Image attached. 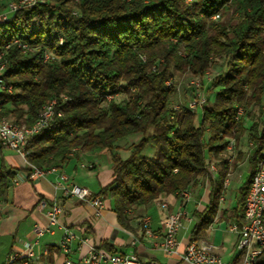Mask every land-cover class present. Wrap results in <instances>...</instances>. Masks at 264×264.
<instances>
[{"label": "trees", "instance_id": "obj_1", "mask_svg": "<svg viewBox=\"0 0 264 264\" xmlns=\"http://www.w3.org/2000/svg\"><path fill=\"white\" fill-rule=\"evenodd\" d=\"M10 1L0 6V80L13 90L0 88V118L30 126L56 101L48 125L27 141L30 164L60 168L81 151H107L113 179L99 195L110 197L119 224L133 230L131 210L198 187L214 162L209 204L193 213L190 240H200L226 192L229 139L246 140L250 171L232 216L244 223L245 197L264 164V0H41L15 11ZM175 72L202 78L205 105L177 104ZM132 136L139 140L125 153L121 142ZM149 145L155 151L145 155ZM15 177L2 160L0 199ZM261 257L264 264V250Z\"/></svg>", "mask_w": 264, "mask_h": 264}, {"label": "crops", "instance_id": "obj_2", "mask_svg": "<svg viewBox=\"0 0 264 264\" xmlns=\"http://www.w3.org/2000/svg\"><path fill=\"white\" fill-rule=\"evenodd\" d=\"M240 151L243 157L233 169ZM226 157L233 158L228 162L231 170L224 183L226 187V192L222 195L224 200L220 198V211L214 223L206 230L205 238L220 245L217 252L225 261L240 264L238 234L230 230V225L235 220L232 216L237 207L236 190L245 182L250 171L247 141H237L235 151L226 153ZM2 160L16 173L7 197L0 199V239L5 236L11 237L3 263L12 254L25 257L28 249H31L36 257L31 259L29 264H63L66 259H70L71 264H86L85 260L91 248L101 247L105 250L102 245L107 242L115 248L117 254L136 252L141 264H189L181 258L180 253L168 254L154 244V241L148 240L142 229V220L145 216L150 218V226L158 234L155 242L159 243L163 239L164 224L169 212L177 208L185 209L187 218L184 228L178 235L181 251L191 237L194 226L193 213L204 211L209 204L211 181L218 180L219 173L217 165L216 179L209 175L210 178H206L198 187L191 188V198L185 204L181 203L177 195H162L150 205L131 210L133 230H128L119 224L117 214L112 210L110 197L99 195L101 188L107 186L113 179L112 162L107 151H81L78 158L74 157L68 164L58 168L57 172L41 177L29 176L30 163L26 156L0 144V163ZM62 172L69 179L64 183L86 187L93 195L104 200L105 207L101 210L100 216H96V208L91 203L63 193L58 187L61 182L59 173ZM41 203L45 205L42 207ZM162 203H167L168 207H163ZM55 205L60 207V212L57 221L50 224L46 214ZM223 212H226V215L223 216ZM36 225L44 228L49 226L52 229V233L43 235L38 243L35 242ZM65 231L73 235L68 242L67 252L60 245Z\"/></svg>", "mask_w": 264, "mask_h": 264}, {"label": "built area", "instance_id": "obj_3", "mask_svg": "<svg viewBox=\"0 0 264 264\" xmlns=\"http://www.w3.org/2000/svg\"><path fill=\"white\" fill-rule=\"evenodd\" d=\"M31 0H15L13 3H10V10L15 11L24 7H27V3ZM217 16V15H215ZM18 43V40L15 41ZM50 55L46 57L48 59ZM194 82V81H193ZM194 84V83H193ZM198 85V82H196ZM0 88L5 89V82L0 80ZM8 92H11V89H6ZM202 92H198V98L192 100L191 106L198 107L199 105H205L207 103L206 97ZM56 101L53 100L52 106L49 110H46L43 114L39 115L36 121L30 125L28 128V139L34 135L37 131L42 130V126L50 120L53 115V109ZM241 113V109L239 111ZM28 140H21L19 138V128H16L11 123H6V121H0V144L7 149H11L14 152L25 156V147ZM231 146V144H229ZM233 158V157H232ZM232 159L228 160L231 162ZM30 177H41L48 173H54L58 171L57 167H54L53 170L48 172H39L38 169L28 168ZM207 171L210 176L214 179L215 166L207 165ZM61 182L58 187H60L65 195L75 196L80 199L86 200L91 203L96 208V216L101 215V210L105 207L104 200L100 196L93 195V193L86 187L74 184V183H64L67 182L68 176L65 173H59ZM262 193H264V165H263V175L260 180L255 183V186L252 190V196L249 201V207L251 205H258L260 209L262 202ZM191 194L189 189H184L177 193V196L180 198L181 203L184 204V195ZM224 200V197H223ZM44 203H41L40 206H44ZM163 207H168L167 203H162ZM60 212V207L55 205L50 210L47 211V218L50 224H54L57 221V215ZM187 218V212L183 208H177L169 212L165 224H164V234L163 239L157 243L158 234L153 231L152 235H145V237L154 241V244L158 245L162 250L168 254H179L181 258L189 264H231L225 261L220 254L217 252V248L220 245L215 241H210L206 238L200 239L199 243L196 246H189V241L183 245V249L180 251V241L178 238V226H184V222ZM190 219V218H189ZM143 220H148V226H150V218L145 216ZM230 230L238 234L237 248L240 251V264H255L258 257L262 255L264 250V228L259 226L258 220L253 224V226H245L243 223L241 226L237 223H232L230 225ZM34 232L36 235V243L39 242V239L46 233H52V229L48 226L41 227L36 225L34 227ZM73 235L69 231H65L64 237L60 241L61 247L65 252L68 250V242L71 240ZM136 242L134 239L133 243ZM14 254L10 255L6 262ZM28 264L29 261L36 257V254L33 250L28 249ZM86 264H141L138 255L134 251H129L124 254L109 253L106 250L100 249L98 247H93L90 250L89 255L85 260ZM63 264H71L70 259H66Z\"/></svg>", "mask_w": 264, "mask_h": 264}, {"label": "bare ground", "instance_id": "obj_4", "mask_svg": "<svg viewBox=\"0 0 264 264\" xmlns=\"http://www.w3.org/2000/svg\"><path fill=\"white\" fill-rule=\"evenodd\" d=\"M41 0H31L27 3V6H33L36 3L40 2ZM5 16V15H3ZM219 17V15H217ZM215 16V17H217ZM17 41V40H15ZM18 43L20 44L19 40ZM22 47L26 48V45H22ZM48 56V54L46 55V57ZM2 57V54H0V58ZM5 68V64L3 62H0V71H3ZM5 89H11L12 92V86L11 85H6L5 83ZM53 101H51L50 103H48L44 109L41 111V114H43L44 112H46V110H49L50 106H52ZM189 107L194 110L195 107L191 106V103H189ZM240 111V109H239ZM242 113V110H241ZM0 121H6V123H11L13 124L16 128H19V138L21 140H28V128H30L29 125L26 124H17V123H13L12 121L6 119V118H0ZM49 122V121H48ZM48 122H46L45 125L42 126V130L37 131L35 134H38L40 132L43 131V129L48 125ZM34 134V135H35ZM236 139L234 137H231L229 139L228 145H227V153H233L235 151V147H236ZM229 144H231V146H229ZM25 156H26V150H25ZM228 160L232 159V157H227ZM208 165H212L215 166V171H214V179H216L217 177V172H218V167L214 162L209 163ZM264 165V164H263ZM263 165H261L254 173L253 178H252V182L250 185V189L245 197L244 203H243V216H244V224L245 226H253V224L256 222V220H258L259 222V226L261 228H264V193H262V202H261V206L260 209H258V205H251L249 207V201L250 198L252 196V190L255 186V183H257L261 176L263 175ZM28 168H33V169H38L39 172H48L53 170L54 167L49 168V169H43L40 168L38 166H35L33 164H29ZM223 197H221V200H223ZM191 198V194H186L184 195V204L187 203ZM184 228V226H178V234L179 232ZM142 229L144 231V235H152V228L148 226V220H142ZM199 243V240H189V246H196ZM18 259H20L19 264H28V256L22 257L18 254H14L10 260L8 261L9 264L14 263V261H17ZM261 260V256L258 257L257 261H255V264H259V261Z\"/></svg>", "mask_w": 264, "mask_h": 264}, {"label": "rangeland", "instance_id": "obj_5", "mask_svg": "<svg viewBox=\"0 0 264 264\" xmlns=\"http://www.w3.org/2000/svg\"><path fill=\"white\" fill-rule=\"evenodd\" d=\"M15 0H12L8 3V9H10L9 4L13 3ZM5 0H0V6H4L5 4ZM4 14H0V19ZM220 17H215L214 19H219ZM222 66V61H218L217 64H215L212 69L210 71L206 72V75L204 76V80L206 81V85H208L211 81V78L213 77V74L220 71V68ZM175 78L177 80V87H178V92L177 95L175 96V101H177V104L179 105L180 103H190L192 101V99L194 97H189V95L191 96V93L195 92H202L204 94V96H207L203 91V89L201 88V82H202V78L200 76L191 74V73H179V72H175ZM194 81V82H193ZM196 82H198V85L196 84ZM171 80L167 81V84H170ZM194 83V84H193ZM194 90V91H193ZM201 93V94H202ZM127 95L126 94H119L117 96V99H122V98H126ZM112 97H109L108 99H111ZM178 105H176L177 107H179ZM139 140V136H132L124 141L121 142V146L123 148V150L125 151V153L128 152V150L126 151L125 149L128 148L129 144L133 141H138ZM242 143V142H241ZM246 144V143H245ZM155 151V148L151 145H149L145 151L144 154L145 155H151L153 152ZM11 237H2L0 239V264L3 263L4 261V256L7 253L8 247H9V242H10Z\"/></svg>", "mask_w": 264, "mask_h": 264}]
</instances>
